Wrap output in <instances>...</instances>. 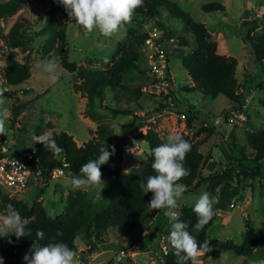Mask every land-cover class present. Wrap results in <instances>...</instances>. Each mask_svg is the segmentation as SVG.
I'll list each match as a JSON object with an SVG mask.
<instances>
[{"label":"rangeland","instance_id":"1","mask_svg":"<svg viewBox=\"0 0 264 264\" xmlns=\"http://www.w3.org/2000/svg\"><path fill=\"white\" fill-rule=\"evenodd\" d=\"M10 1L0 0V4ZM171 1L193 21L206 25L219 44L220 54L238 59L241 94H245L242 89L247 85L242 107L235 106L225 96L213 99L200 91L186 90L192 85L180 58L191 53L196 40L183 17L167 8H161L162 15L152 20L133 16L129 8L112 11L105 0H98L97 4L102 7L98 11L80 7L81 15L57 12L58 27L42 34L47 25V11L53 7L54 0H26L14 16L0 21V133L4 140L31 149L40 139L49 141L67 132L82 146L96 136L100 125H105L112 132L110 159L116 160L122 153L117 170L97 172L87 181L74 180L66 174L50 180L43 178L38 183L32 179L28 188L17 196L28 206L41 202L48 214L56 218L65 213L69 196L82 190L92 204L91 210L101 212L131 182L134 169L149 163L150 146L138 138L148 130L155 131L167 146H173L183 135L194 141L204 139L200 151L205 157L209 156L201 171L203 183L195 191H187L182 185L167 188L156 184L149 188L150 217L141 229L124 237L110 229L97 242L81 236L76 242L75 256H44L27 264H165L163 254L166 253L162 247L168 245L167 238H159L155 228L159 205L174 204L179 211L185 205H200L210 196L215 201L220 191L213 196L204 183L210 174L232 168L234 177L244 167L254 168V164L243 161L238 152L233 155L230 146L233 142L246 145L248 132L264 129V83H260L264 82V67L250 56L251 48L243 41L254 20L264 23V0ZM213 2L223 4L226 12L202 10V6ZM247 18L250 20L246 21ZM158 21L175 35L173 41L158 43L163 33ZM17 22L24 26L29 42L13 49L6 45L5 37ZM62 28L66 29L70 60L78 67L108 69L120 58L124 47L130 46L140 54L139 65L145 73L130 75L117 89L108 88L104 99L97 100V120L87 116V97L74 87L76 74L61 64L58 33ZM263 32V27H259L254 36ZM182 39L189 43L188 48L179 45ZM157 49L169 50L172 79L167 86L151 69ZM13 61L31 68L30 80L16 89V93L5 79V68ZM135 90L143 93L138 99ZM4 91L11 97L2 95ZM110 109L134 114H114ZM189 110L201 112L198 120L190 125ZM204 116L205 120L210 117L206 125ZM217 118L222 122L219 125L215 123ZM203 127H214V133L210 137L201 134ZM233 184L237 185L236 177ZM241 189V194L232 201L233 207L230 205L227 211L219 213L208 234L220 243L243 244L246 233L252 230L243 256L216 248L196 252L195 264H264V161L261 174L254 179H243ZM172 216L178 218L179 215L175 212ZM20 227L18 217L10 211H0V240L18 232ZM123 250L127 256L120 257Z\"/></svg>","mask_w":264,"mask_h":264},{"label":"trees","instance_id":"2","mask_svg":"<svg viewBox=\"0 0 264 264\" xmlns=\"http://www.w3.org/2000/svg\"><path fill=\"white\" fill-rule=\"evenodd\" d=\"M54 0V5L47 11V25L42 34L58 27L57 12L75 13L81 15L80 7L88 11H98L102 7L98 0ZM112 11L129 8L135 17L155 20L162 15L161 8H167L175 15L183 17L184 22L191 29L196 47L190 54L181 56V64L188 73L193 83L187 88L188 92L200 91L206 96L216 99L225 96L237 107L243 106L246 94H241L237 76L238 60L233 56L222 55L219 44L213 39L206 25L193 21L186 13L171 0H105ZM26 0H11L0 4V21L14 16ZM206 13L226 12V7L217 2L202 6ZM163 29L162 37L158 43L173 41L174 34L158 21ZM249 24V23H245ZM264 24L256 20L248 28V33L243 36V41L250 48V56L264 67V32L254 36V32ZM58 51L61 64L67 71L76 74L74 85L78 92L87 97V116L97 120V100L102 101L108 88L117 89L123 81L134 73L144 74L140 68V54L132 47H124L120 58L108 69L92 70L78 67L76 62L70 60V48L67 40L66 29L59 31ZM6 45L13 49L24 47L28 44L26 30L22 23L17 22L5 37ZM181 47H189V43L182 39ZM166 56L169 63L168 53ZM167 79L172 75L167 68ZM31 78V68L28 64L13 61L5 68V79L8 86L20 88ZM158 78V77H157ZM159 79V78H158ZM160 80V79H159ZM136 99L143 93L135 90ZM2 95L11 97L9 92ZM176 96L175 94H172ZM177 101L178 98L176 97ZM114 114L132 115L134 112L110 109ZM189 110L188 125L198 120L201 112ZM153 113V112H152ZM149 113L148 115L152 114ZM155 113V112H154ZM210 119L204 116L205 125ZM210 137L214 127L201 129V134ZM247 144L240 146L233 142L230 151L233 155L238 152L243 161H250L254 168L244 167L236 176L237 185L233 184V169L228 168L219 173L210 174L204 183L207 191L213 196H219L212 201V196L200 205L183 206L179 211L174 204H160L158 222L155 226L159 238H167L168 254L164 255L165 264H194L195 253L210 249L221 248L223 251H232L237 256H243L244 246L248 247L249 234L246 233L245 242L236 244L233 241L220 243L209 236L208 230L212 227L221 211L225 212L232 201L241 194L243 179H254L261 174V165L264 161V129L248 132ZM139 140L145 141L150 146L149 163L144 167L134 169L131 182L126 188L113 197L106 208L101 212L91 209V202L82 190L71 194L67 200L65 213L52 218L45 206L40 202L28 206L19 197H10L0 189V211H10L21 221L18 232L0 240V264H27L40 257L49 256L57 258L62 255L73 257L78 247L77 239L84 236L91 242L101 241L103 235L110 229H115L124 237L134 230L144 227L149 220V197L147 191L153 185L162 184L167 188L182 185L187 191H195L201 182V171L209 158L200 151L205 140H192L188 135H183L173 146L163 143L160 136L153 130L140 134ZM112 145V132L100 125L96 136L82 146L67 132L60 133L55 139L37 141L38 159L36 166L41 168L45 178L56 169H63L66 176L78 181H87L95 173H113L122 162V153L116 160L110 159ZM248 151H250L248 153ZM178 213V218H172Z\"/></svg>","mask_w":264,"mask_h":264},{"label":"built area","instance_id":"3","mask_svg":"<svg viewBox=\"0 0 264 264\" xmlns=\"http://www.w3.org/2000/svg\"><path fill=\"white\" fill-rule=\"evenodd\" d=\"M152 58V72L158 76L165 86H167L169 79H167L166 76L168 74L167 68L169 63L165 50L157 49ZM215 123L219 125L222 122L217 118ZM38 162V147L36 145L31 149H24L16 146L14 142H7L0 133V189L6 192L10 197L21 195V193L28 188L32 179L36 180V183H38L40 179L45 178L42 169L36 166ZM64 174L65 171L59 168L54 170L47 179L59 178ZM162 238H165V236ZM162 249L168 254L166 245H164ZM125 256H127V254L123 250L120 257Z\"/></svg>","mask_w":264,"mask_h":264},{"label":"crops","instance_id":"4","mask_svg":"<svg viewBox=\"0 0 264 264\" xmlns=\"http://www.w3.org/2000/svg\"><path fill=\"white\" fill-rule=\"evenodd\" d=\"M247 14V13H246ZM246 16V15H245ZM264 16V15H263ZM246 21L247 20H250V18H247V19H245ZM246 22H244V24H245ZM264 24V23H263ZM226 56H230V54H228V55H226ZM238 60V59H237ZM248 61H250V60H248ZM240 65V62L238 61V66ZM239 68V67H238ZM190 80H191V78H190ZM240 83V82H239ZM260 83H264V82H260ZM259 83V84H260ZM191 85L193 86V83H192V81H191ZM246 90H247V85L242 89V92L244 91L245 92V94H246ZM252 95V94H251ZM251 95H249V97L251 96ZM248 97V98H249ZM203 252V251H202ZM204 252H206V251H204ZM36 261V260H35Z\"/></svg>","mask_w":264,"mask_h":264}]
</instances>
